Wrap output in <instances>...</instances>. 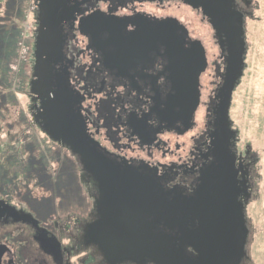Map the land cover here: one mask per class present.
<instances>
[{"label":"flooded vegetation","instance_id":"1","mask_svg":"<svg viewBox=\"0 0 264 264\" xmlns=\"http://www.w3.org/2000/svg\"><path fill=\"white\" fill-rule=\"evenodd\" d=\"M252 1L232 0V9L242 15L245 50L242 74L230 99L228 116L235 134L228 143L221 131H215L211 114L220 105L216 90L225 60L201 8L184 0H49L48 14L41 19V0H35L34 43L38 40L41 79L34 78L39 95L29 93L33 122L48 137L41 104L55 97L68 104L87 147L80 155L51 141L74 158L88 199L79 212L70 210L63 218L54 214V221L46 223L38 211L24 205L16 191L13 197L1 194L0 264H74V258L75 264H109L101 246L110 231L123 232L127 239L120 247L125 250L133 238L148 242L159 233L182 234L204 245L209 264H216L217 231L222 226L219 210L233 206L210 200L213 189L208 195L202 193V207L194 208L191 198L201 188L205 172L208 176L215 170L216 164L211 167L218 159H212L213 150L215 144H222L225 156L235 157L230 192L242 207L248 229L246 207L254 192L253 167L246 150L239 153V131L231 112L236 92L247 77L245 24L253 17ZM170 3L193 13L206 33L194 37L187 19L166 14ZM159 24H167V29L155 35L153 28ZM168 40L183 50L199 42L204 50L199 102L190 119L176 98V90L184 88L182 82L188 78L179 74L181 62L171 60L165 50ZM34 63L33 53L32 69ZM30 81L31 77L28 88ZM96 161L120 180L123 196L106 195L100 187L103 183L91 172ZM160 190L167 196L155 195ZM171 200L179 203V210H169L174 205L169 204ZM132 259L122 264H152L147 258Z\"/></svg>","mask_w":264,"mask_h":264},{"label":"rangeland","instance_id":"2","mask_svg":"<svg viewBox=\"0 0 264 264\" xmlns=\"http://www.w3.org/2000/svg\"><path fill=\"white\" fill-rule=\"evenodd\" d=\"M35 4V0H0V39L10 38L2 39L0 49V195L8 192L13 197L16 191L24 205L48 223L54 221V214L63 218L70 210L79 212L88 198L74 158L40 132L31 117L28 84ZM251 9L253 17L245 24L247 77L236 92L231 113L240 130L239 153L246 150L254 175V192L246 207L249 235L243 264H264V0H253ZM166 10L180 20L187 19L194 37L206 33L207 28L186 8L170 3ZM202 43L210 52L207 43ZM23 48L27 49L24 58ZM5 65L13 84L5 78Z\"/></svg>","mask_w":264,"mask_h":264},{"label":"water","instance_id":"3","mask_svg":"<svg viewBox=\"0 0 264 264\" xmlns=\"http://www.w3.org/2000/svg\"><path fill=\"white\" fill-rule=\"evenodd\" d=\"M184 2L194 8L202 9L203 15L208 18L211 27L216 33L218 45L225 60L222 83L216 90V97L220 98V105L211 114L215 131H221L223 138H226L228 143H230L235 133L230 129L228 110L235 84L242 74V55L245 50L242 15L232 9V0H184ZM39 8L40 18L42 19L43 16L48 14L45 10L49 8V0H41ZM166 25L159 24L155 26L153 34L161 35L159 31L164 29L163 32H165L167 29ZM168 36H171V34L169 33ZM168 41L169 45H167L165 50L170 55L171 60L181 62L179 74L184 76V78H188L182 82L184 88L176 90V98L181 103L179 108L190 119L199 102L198 79L206 67L204 50L199 42H194L189 49L183 50L180 46L178 49L170 40ZM163 43L165 42L163 41ZM38 47V40H36L33 49L35 63L29 87V93L33 96L39 95V88L36 86L37 82L34 81V78L37 77V81L41 79L38 77L41 63ZM68 107L67 103H61L57 97L48 99L44 104L42 103L41 110L43 119L46 121L44 128L50 140L69 147L73 152L82 155L84 146L87 147L85 144L86 139L82 133V127L78 126ZM222 149V144H215L212 159L218 160L213 161L211 168L214 169L215 164L216 168L208 176H206V170L202 172H205V174L201 180V188L193 194L191 203L194 204V208L197 206L202 207L204 204L202 200L199 201L204 195L202 193L207 191L208 195L210 190L213 189L214 192L209 197L210 200H213L215 204L229 203L233 206L232 210H219L218 217L222 221V226H220V231H217L219 246L216 248L213 259L216 264H241L246 254L245 246L248 229L243 219L242 207L239 203L236 204L234 196L230 192L232 189L231 185L234 183V172H236L235 157L234 155L225 156L227 153L223 152ZM224 156L225 160L222 161ZM91 159L94 160L93 156H91ZM97 164L98 161H96L95 165L91 163L94 166L91 172L95 177L99 178L100 184L103 183L100 187L107 191L106 195L108 197H111V195L123 196L124 193L118 189L119 186H122L120 180L109 176V172ZM100 176H103L101 180ZM116 189L118 191H115ZM155 195L167 196L162 193V190L156 192ZM170 202L169 204H174L169 209L170 211L179 210L180 205L177 201L171 200ZM124 239L127 238L122 231H116V233L110 231L106 234L101 248L109 264H122L133 260L132 257H135L138 261L147 258L152 264H209L208 256L204 249L205 246H201L199 242L189 240L182 234L159 233L152 235L148 242L138 237L137 239L133 238L132 245L128 250L120 247V243Z\"/></svg>","mask_w":264,"mask_h":264},{"label":"trees","instance_id":"4","mask_svg":"<svg viewBox=\"0 0 264 264\" xmlns=\"http://www.w3.org/2000/svg\"><path fill=\"white\" fill-rule=\"evenodd\" d=\"M16 35V34H15ZM2 39H4V40H6V39H10L8 36H6V37H2L1 39H0V49L3 47L2 46ZM9 45H10V43L8 42V43H6V45L4 46V49L5 48H8L9 47ZM7 62V61H6ZM6 64V63H5ZM3 70L5 71V78H6V80L8 81V84H13L14 83V78L10 75V73L8 72V70H7V68H6V65L3 67ZM30 113H32V112H30ZM31 117H32V115H31ZM33 118V117H32ZM39 130V129H38ZM40 131V130H39ZM239 131V138H240V130H238ZM41 132V131H40Z\"/></svg>","mask_w":264,"mask_h":264},{"label":"built area","instance_id":"5","mask_svg":"<svg viewBox=\"0 0 264 264\" xmlns=\"http://www.w3.org/2000/svg\"><path fill=\"white\" fill-rule=\"evenodd\" d=\"M20 46H21V45H20ZM26 54H27V49L23 48V51H22V53H21L22 58H24ZM19 60L22 61V59H21L20 57H19Z\"/></svg>","mask_w":264,"mask_h":264}]
</instances>
